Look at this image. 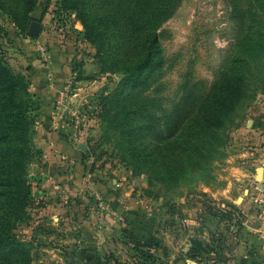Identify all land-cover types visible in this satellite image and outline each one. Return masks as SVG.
<instances>
[{
  "label": "rangeland",
  "instance_id": "obj_1",
  "mask_svg": "<svg viewBox=\"0 0 264 264\" xmlns=\"http://www.w3.org/2000/svg\"><path fill=\"white\" fill-rule=\"evenodd\" d=\"M126 1L138 13L119 19L129 30L154 4L159 12L164 65L136 95L155 131L144 134L148 156L177 138L175 109L187 95L200 100L219 84L243 93L194 152L199 159L182 157L186 171L176 160L169 168L167 155L139 165L130 138L143 131L133 135L129 116L108 100L123 78L113 44L121 27L103 29L108 8L37 0L28 12L27 0H3L0 53L27 86L31 124L30 199L13 237L31 264L264 263V36L254 35H264V13L249 10L253 0ZM91 14L104 39L87 30Z\"/></svg>",
  "mask_w": 264,
  "mask_h": 264
},
{
  "label": "trees",
  "instance_id": "obj_2",
  "mask_svg": "<svg viewBox=\"0 0 264 264\" xmlns=\"http://www.w3.org/2000/svg\"><path fill=\"white\" fill-rule=\"evenodd\" d=\"M258 1L253 0L249 10L264 13V6ZM98 2L101 4L93 3L90 10L96 8V11L98 9L100 12L101 9L108 8V11L101 14L103 21L107 23L103 29H107L109 23L121 27L116 33L118 40H113V44L116 48L115 55L121 57L120 69L123 78L116 94L110 96L108 100L117 115L122 111V116L125 118L129 116L131 120V124L128 122L129 126L131 125L129 129L133 135L135 132L140 134L143 131L140 139L135 136L129 137L131 142H136L132 146L131 153L136 156L139 165L144 166L148 165L149 161L157 162L158 158L167 155V159L170 158L167 162L168 167H173L176 160L180 169L178 170L183 173L186 171L184 159L193 157L191 155L199 159L198 154L194 152L201 149L213 129L224 125L243 90L224 88L219 84L220 87H214L200 100L192 93L187 95L175 109L173 121H176L175 125L178 127L177 130L179 129L177 138L171 146L162 150L163 153L159 154L158 158L154 155L156 149L154 153L152 151L151 156H148L151 150L149 146H143L144 134L148 133L152 136L155 131L151 128V123L146 124V118L150 114L148 106L137 101L136 95L151 86L164 65L163 50L155 29L158 24L156 20L159 13L158 5L154 4L153 8L151 7L139 29L129 30L127 24L120 23L119 19L124 18L128 21L129 15L132 18L137 16V6L133 2L126 0H98ZM36 4L37 0H27L25 4L27 11L31 12ZM4 5L3 0H0V6L4 7ZM91 16L94 24L92 28L87 25V30L93 33L96 30L99 39H104L98 23L99 17L96 18L94 14ZM251 20L256 23L257 19ZM257 24L264 26L262 21ZM254 35L264 36L258 33ZM28 97L29 92L25 82L5 66L0 53V264H31L25 246L12 234L30 199V187L26 178V167L30 165L32 159L29 140L31 124L25 101ZM105 110L112 111L107 107ZM187 151H191L190 156L185 155ZM176 178L178 174L175 171L169 179L175 181ZM151 243L150 237L143 242V247L151 249Z\"/></svg>",
  "mask_w": 264,
  "mask_h": 264
},
{
  "label": "water",
  "instance_id": "obj_3",
  "mask_svg": "<svg viewBox=\"0 0 264 264\" xmlns=\"http://www.w3.org/2000/svg\"><path fill=\"white\" fill-rule=\"evenodd\" d=\"M40 29H41V26L38 23H33L30 27L29 33L32 36H37L40 32Z\"/></svg>",
  "mask_w": 264,
  "mask_h": 264
},
{
  "label": "crops",
  "instance_id": "obj_4",
  "mask_svg": "<svg viewBox=\"0 0 264 264\" xmlns=\"http://www.w3.org/2000/svg\"><path fill=\"white\" fill-rule=\"evenodd\" d=\"M258 117L264 120V113H263V114H260ZM259 125H260V124H259ZM253 126H254V125H253ZM256 128H257V127H256ZM256 130H257V129H256ZM256 264H264V263L261 262V261H259V262H257Z\"/></svg>",
  "mask_w": 264,
  "mask_h": 264
}]
</instances>
